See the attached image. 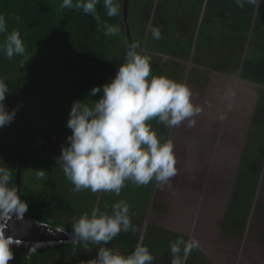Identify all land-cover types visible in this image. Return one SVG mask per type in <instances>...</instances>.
<instances>
[{
	"label": "rangeland",
	"instance_id": "1",
	"mask_svg": "<svg viewBox=\"0 0 264 264\" xmlns=\"http://www.w3.org/2000/svg\"><path fill=\"white\" fill-rule=\"evenodd\" d=\"M158 1L159 0H153V3L155 2L153 7L157 5ZM120 2L123 5V0H120ZM148 4L150 3L130 0L128 22L132 31V42L139 41L141 44L140 50L151 57L153 74H163L169 78L188 83L191 79L190 75L193 73L192 71L200 68L201 75L205 78L206 87H208L207 84L210 82L217 83V81L220 82L223 80L222 76L234 80L231 82L230 88L227 87V91L232 90L235 93V96L231 100L232 106L237 102V98H246L249 93V88L246 86H239L236 81L239 77V57H235L234 59L232 55V59H222V67L218 63L219 61L216 56L221 48L220 44L222 38H226L230 41L232 37H234L230 34L231 29L235 27L234 25L216 20L207 21L206 17L201 15L190 16L184 33L185 45L180 59L182 67L179 73L173 74L171 69L175 63L167 59V57L160 55V53L163 51L179 52L178 40L166 38V36L170 37L175 34V26L173 25V31L168 27V24L166 25V29L161 26L162 30H164L163 34H161V38L158 40L154 39L150 33L145 36L149 22L147 23L140 10H146L147 8L145 7ZM162 5H167V2L162 3ZM207 22L210 23L207 24ZM237 28H239L241 32L239 36V44L244 45L245 43L247 46L246 50L244 48L243 52L245 51L246 54H251L264 51V38L262 35L259 36L261 32L254 33V29L251 30V28ZM123 32L124 27L123 31L120 29V33L110 45L111 52L108 56V69L105 70L108 71V82L114 77L116 69L112 68L109 62L115 56L119 58L124 46L123 42L125 40V35ZM174 44L175 47L173 46ZM256 45H258V48H255ZM233 49L239 51V48L234 47V45ZM47 56H49V53L40 49L29 52V57L31 58L22 66L20 65L21 68L17 71L8 72L7 67L0 64V80H4L9 87V93H6V99L4 101L5 107L8 111H11L13 108L16 109V115L12 123L0 128V141L7 144L10 151L15 154L29 150L38 144L46 142L60 150L63 145L67 144V137L71 134V130L67 128L66 124L72 103L76 101L75 96L78 91L77 88L79 82L80 80L89 78L91 76V71L93 70L90 63L78 58L70 60L66 57V64H63L62 62H56ZM226 57H229V53H227ZM228 61L229 64L235 62L237 64V69L234 67H225L224 63H227ZM196 73L199 76V73ZM21 82H23V84H21ZM20 85L29 88V93L24 96V100L27 103H17L12 99L11 95L13 88ZM213 87L216 92H220L223 85H214ZM208 93L211 96L213 95L212 91H208ZM98 98H95L94 100ZM92 101L93 100L89 102ZM225 103L226 104L216 103L214 106L211 100H208L205 113L209 112V114H204L203 110L201 116L204 118V124L200 128L198 127V120L196 121V125L192 128L187 127L185 124L181 127L173 128V132L183 130L180 132L184 133L182 141H184L183 144L185 149L180 150L178 148L179 145L177 144H175L174 147V151L179 155L177 158H181V156L184 155L187 160H189L186 165H181V167H185L181 168V173L179 172L182 176H176L180 183L182 181H190L185 185L187 191L191 190L192 186L195 189H198L199 193H197L195 197L196 201L194 204L199 201L202 190L205 192L204 199L206 200L208 198L209 186L211 183H214V179L217 180L218 178L215 173H209L205 176L206 182L208 183L207 188L203 189L199 187L201 180H195L194 175L197 176L202 174L199 177L203 176V173L199 169L201 165H194L190 160V157H193L194 154L193 150L200 153L202 149H204L203 145L206 144L205 141H207L208 146H212L214 142L213 135L218 137L221 134V131L218 132V128L213 129L215 128L214 126L218 125L220 122L223 126V130L229 131L230 129L235 136L238 135L237 137L248 135L247 140L253 138L256 131L257 134L261 132L260 129L262 125L259 126V123L255 122L257 125L256 129L254 122L252 124L244 123L242 115L239 113L237 114L236 119H233L227 115V111L226 119L223 121L220 120L219 117L221 113L228 105V102ZM260 112V107H258L256 109V114L261 115ZM160 127L165 133L170 131V128H166L162 124ZM206 129L211 132H208ZM160 137L162 139H167V136L163 134ZM205 137L208 139L204 140ZM253 147L255 149L257 147L256 144H253ZM185 152H190L189 157L186 156ZM197 153L194 154V158L198 157ZM58 157V154L46 149H39L28 155L22 166V180L19 193L21 196L25 197V200L28 197L32 201L36 212L43 211L49 215L51 219V225L49 226L52 228L60 227L61 229L66 230L65 227H68V225L72 226L74 219L79 218V216L84 213L90 215L92 208L96 206H99L101 211L111 213L112 205L119 200H124L130 206V216L132 224L136 227V230H143L146 232V235L143 234L141 239L139 236L136 238L137 242H140L141 240L140 243H143L146 241V238L149 239L151 237L153 241L157 240V238L167 237L169 231H162L159 233L157 230V225L159 224L156 225V228L155 224L163 219V215L169 216L170 214H173L176 217L177 215L185 213V216L186 214L191 216L193 222L198 224L197 226H194L196 233L202 231L203 227H205V244L213 243V246L217 245L219 260L225 261L227 264H253L255 261V264H257L264 260V194L260 197V203L258 204V207L263 209V213L257 216L255 222V231H257L252 237V235H250V223L252 222V220H250V209L241 210L238 202L239 195L237 197H232L230 194V196L224 198L222 200V207L219 203H213V206H194L193 204L190 208L191 212L187 213V205L185 202L180 207L176 206L177 209L171 208L169 205H166L165 207L163 206L162 209L160 204L157 203V200L159 199L158 196H160L161 199L166 200V203L168 204L171 201V199H169L170 196L172 199L175 197L181 201L183 195L180 196L178 189L174 188L176 185V177L172 179L171 188H167V191H159L161 188L158 187L159 189H157V185L153 181L149 185L143 187H137L131 182H128L127 186L121 191L119 196L111 193L93 194L89 190L74 192L72 191L73 185L66 179L61 165L56 163ZM215 157L216 155L213 156V161ZM211 165L212 164H210L209 167L218 170L221 175L229 174L231 171L227 159L222 160V162L213 167ZM0 166L7 167L12 172L15 171L12 158L1 146ZM187 169H189V174L186 173ZM38 171L44 172V179L36 178V173ZM11 183L14 186L15 179ZM180 189H182V187ZM163 190L165 189L163 188ZM242 192L248 193L249 188H243ZM244 196L246 195L244 194ZM234 200L237 201L235 202ZM245 206L246 205L242 208ZM216 207L219 208V212ZM234 207L239 208L240 214L231 215L230 208L232 209ZM31 213L32 212L30 211V214ZM140 215L141 221L150 218L148 228H146V225L139 220ZM54 218L59 221L58 226L53 224ZM241 218L242 220L240 221ZM166 222V226L169 227L171 222H168L167 220ZM5 225L6 221L0 220V228L2 226L4 228ZM231 226H234V229H232ZM235 228L237 229L235 230ZM121 233L125 234L127 232ZM183 238L186 240L185 237ZM217 240L218 243H216ZM43 241L44 240L38 242ZM49 241L52 243L48 247L58 245L55 241ZM253 242H255V245ZM22 244L29 245L28 243ZM31 246L32 245L30 244V248ZM119 246L125 249L122 245ZM251 249H254V251H251ZM203 250L209 254L208 247L204 246ZM191 256H194L196 259H201L202 249L194 250L191 253ZM239 260L241 261L239 262Z\"/></svg>",
	"mask_w": 264,
	"mask_h": 264
},
{
	"label": "clouds",
	"instance_id": "2",
	"mask_svg": "<svg viewBox=\"0 0 264 264\" xmlns=\"http://www.w3.org/2000/svg\"><path fill=\"white\" fill-rule=\"evenodd\" d=\"M260 0H235L243 9L245 4L259 7ZM101 0H62L61 9L82 10L101 24L97 10ZM103 8L109 18L120 15L117 0H103ZM104 34L116 36L120 28L107 21L102 23ZM154 39L161 38L159 27L149 28ZM0 33L5 37L0 50L7 59L15 56L23 57L21 66L31 57L26 55L24 41L18 29L8 30L6 18L0 14ZM139 41L126 42L123 61L114 77L103 84L94 86L89 97L102 93L92 102L76 100L72 103L67 128L71 134L67 144L61 147L56 161L62 167L66 179L73 185L72 191L89 190L93 194L111 193L119 196L128 182L137 187L147 186L153 181L158 187L171 188V181L177 175V161L174 143L162 139L152 127L156 121L166 128L179 127L185 124L192 128L196 125V117L202 114L203 108L193 100V92L187 83L169 78L163 74H153L151 57L141 50ZM9 93L8 84L0 80V128L10 125L16 115V109L8 111L4 101ZM235 96L228 90L221 97L228 101ZM220 120L226 119L222 112ZM37 179H44V172L36 173ZM12 171L0 166V220L6 225L0 228V264H9L14 259L12 247L27 246L30 252H36L51 245V241L27 242L6 235L9 222L33 218L30 216L29 203L20 197L19 189L12 185ZM35 219V218H34ZM38 222V221H37ZM46 226L48 235H55L57 228ZM52 228L55 233H49ZM61 229V228H60ZM136 231L130 216V206L124 200L112 205L111 213L101 211L99 206L92 208L90 215L84 213L72 223L68 239L74 245H97L96 258L90 264H153L154 256L142 243L135 246L130 254L124 255L108 245L121 232ZM61 231V230H60ZM62 231V232H64ZM61 240V239H59ZM62 244L64 242L58 243ZM64 240V239H62ZM28 243L29 245H23ZM68 243V242H66ZM22 244V245H20ZM119 245V244H118ZM172 255L170 264H186L187 257L194 250L201 248L198 238L192 236L185 240L178 237L169 242Z\"/></svg>",
	"mask_w": 264,
	"mask_h": 264
},
{
	"label": "trees",
	"instance_id": "3",
	"mask_svg": "<svg viewBox=\"0 0 264 264\" xmlns=\"http://www.w3.org/2000/svg\"><path fill=\"white\" fill-rule=\"evenodd\" d=\"M117 2L120 5V15L112 18L107 17L106 11L103 8V0L98 4L97 10L101 18L100 25H98L97 21L91 15L85 14L82 10L61 9L60 4L62 0H0V14L5 16L9 31L13 28L19 30L28 57L29 52L40 49L49 53L47 57L50 59L56 62L60 61L63 64H66V57L70 60L78 58L90 63L93 67L91 76L89 78L84 77V80H80L77 88L78 91L75 96V100L89 102L98 98L101 94L97 93L96 96L89 97L88 94L91 89L94 86L102 87L103 84L108 82V71L105 70L108 69L107 62L111 52L110 45L118 36L105 35L102 23L107 21L110 24H115L123 31L124 26L121 21L122 3L120 0H117ZM137 2L150 3L145 7L147 8L146 10L140 11L144 15L143 17L146 19L147 23L150 21L153 14L150 27H159L161 34H163V30L166 29L167 24L172 31L174 29L173 25L175 26V34L170 37L166 36V38L178 40L179 51H181V47L185 40L184 33L188 19L194 14L203 13L207 21L216 20L221 22H232L245 28L253 26L258 32L264 33V0H260L258 8L250 4H245L243 9L236 5L235 0H159L155 8L153 7L155 3H153V0H137ZM165 2H167V5H162V3ZM207 23L209 24L210 22ZM161 26L164 27L163 30ZM123 33L125 35V32ZM149 33L151 35L150 31ZM5 35V33H0V45H2ZM123 44H125V40ZM173 46L175 47V44ZM239 59H242L241 55H239ZM244 59L240 78L245 82L253 83L255 87L251 86L246 98H237V102H235L231 109L227 110L228 107H226L223 112L227 113L228 111L227 115L233 119H236L239 113L242 115L244 123H246L247 120L250 119L253 109L252 104H254V101L250 98L251 91L258 97H264V53L248 55ZM22 60L23 57L21 56H15L13 59L9 60L5 57L4 52L0 50V64L6 66L8 72L20 69ZM117 61L118 58L116 56L111 59L109 64L112 68H116ZM196 71L200 73L199 79L197 77L198 74L196 75V73H194ZM196 71H193L190 75L192 82L190 80L187 84L193 92V100H196L194 102L202 106L204 114H209V112L205 113L207 101L211 100L214 106L216 103L226 104L225 102L228 101H222L221 97L227 91V87L230 88L231 82L227 77L222 76L223 80L220 82L217 81V83L210 82L207 84L208 87H206L205 78L201 75V70L198 69ZM21 84H23V82H21ZM214 85H223V88L220 92H216L213 87ZM239 86L248 87L250 85L240 82ZM208 91H212L213 95L211 96ZM28 93L29 88L20 85L13 88L11 96L17 103L26 102L24 96ZM196 120H198V127L200 128L204 124V118H202L200 114L197 116ZM182 125H180V127ZM160 126L161 124L156 121L152 122V127L157 134L161 132V135H168L169 138L170 132H163ZM214 127L213 129L218 128V132H223V136L220 138L221 144L219 145L216 143L218 138L213 139L214 142L212 146H208L207 141H205L206 144L203 145L204 150L197 153L198 157H190L192 164L194 163V165L197 166L201 165L199 169L203 173L202 177H199L202 174L197 176L194 175L195 180L204 179L206 170L208 171L211 163L216 165L219 164L222 159H233L235 158V154L239 156L238 152L240 146L234 139L230 138L233 132L230 129L229 131L223 130V126L220 122ZM180 131L175 132V136L172 137L171 140L174 143V147L175 144H177L179 145L178 148L183 150L185 149L183 144L184 141H182L184 133ZM207 139V137L204 138V140ZM214 151L216 152V157L213 161ZM185 153L186 156L189 157L190 152ZM178 156L179 155L175 152L177 164L180 166L183 164L186 165L189 161L184 155H182L181 158H177ZM12 162L15 170L12 172L13 181L16 176L18 162L13 159ZM204 165L206 170H204ZM218 173L219 172H217V174ZM263 194L264 193H262V195ZM20 197L25 199L21 194ZM26 200L29 203V210L32 212L30 216L35 218L38 222L51 225L49 215L43 211L36 212L32 201L28 197ZM258 204L259 202H257V209L250 223V235H252V237L257 231H255L257 216L263 213V209L258 207ZM258 210L260 211L257 212ZM53 224L58 226L59 221L54 218ZM65 228L66 231L71 234L72 226L68 225V227ZM125 238L128 240L130 239V243L126 242ZM113 241L126 247L125 249L127 251H133L138 244L137 240L130 238V235H124V238L121 240L115 238ZM144 243L145 241L143 244ZM98 247L97 245H89V247L85 249L82 244L74 245L73 243H62L53 247L40 249L36 252H30V248L27 246L12 247L14 259H12L9 264H90V261L97 256ZM153 264L156 263L153 261Z\"/></svg>",
	"mask_w": 264,
	"mask_h": 264
},
{
	"label": "crops",
	"instance_id": "4",
	"mask_svg": "<svg viewBox=\"0 0 264 264\" xmlns=\"http://www.w3.org/2000/svg\"><path fill=\"white\" fill-rule=\"evenodd\" d=\"M155 7L156 6H154V8ZM194 15L204 16L203 13L194 14ZM152 16H153V14H152ZM152 16L150 18V21H149L147 29H146V32H147V30H148V32H147V34H145V36H147L149 33V28L151 25ZM227 23H230V24L235 26L234 28H232L233 30L231 29V31H230V34L233 35L234 37H232V39L230 41L227 40L226 38H222L221 44H220L221 48L219 49V53H218V55L215 53L217 56V60L219 61L218 63L223 67V63L221 62L222 59H225V60L226 59H232V55H233V58L235 59V57H239V55H241L242 59H240V61L238 63V66L240 67L239 77L236 79V81H237L238 85L240 82L247 83V85H250V86H248V88L250 89L251 86L255 87V85L253 83L251 84V83L245 82L244 80H242L240 78L241 70L243 67V62L245 60L244 58H246V56H248V55L258 54V53L246 54L245 51L243 52L244 48L246 50L247 46L245 45V43H244V45L239 44V41H240L239 36H240L241 32H240L239 28H237V27H242V26H239V25L232 23V22H227ZM249 28H251V30L254 29L253 26H251ZM254 33H258V31L254 29ZM261 35L264 38V34L260 33L259 36H261ZM233 45L236 48L238 47L239 51L237 49H233ZM255 48H258V45H256ZM227 53H229V57H226ZM260 53H264V51L260 52ZM178 54L179 53H176L174 51L161 52L160 53V55L167 57V59H169L170 61H172L174 63H175V61L172 60L171 57L177 56ZM234 59H233V61H234ZM224 66L227 68H233L234 67L235 69H237V64L235 62H233L232 64L231 63L229 64V61L227 63L225 62ZM181 67H182V64L180 65V69L177 71V65L174 64V66L171 69V72L173 74L179 73L181 70ZM198 69L200 70V68H198ZM193 71H196V70H193ZM196 72H194V73H196ZM196 75H197V73H196ZM199 76H200V73H199ZM199 76H197L198 79H199ZM190 80L192 82V79H190ZM233 81L234 80L230 79V82H233ZM250 98L254 101V104H252V106H253L252 113L250 115L249 121H247L246 124H252L254 122V125H256L255 122L259 123V126L262 125L261 129H260L261 132L259 134H257V131H256V134L254 135V137L251 139H248V140H247L248 135H243L242 137H237L234 134H232L230 136V138L234 139L236 141V143L240 146L239 152H238L239 156L237 154H235V158L228 159L229 167L231 168L230 173L224 174V175H221V173L217 174L218 170L212 169L210 167L208 168V171H207L205 168V165H204L203 166L204 170H206L205 176H207L209 173H215V175L218 178H217V180L214 179L213 180L214 183H211V185L209 186L208 198L206 200L204 199L205 192H204V190H202L201 191V197H200L199 201L196 204H194L196 201L195 197H196L197 193H199V191H198V189H195L193 186H192L191 190H189V191L186 190L185 185H186V183L190 182L189 180L182 181L180 183L177 176L181 175L180 174L181 168H185V167H181L180 165L176 164L178 171H177V176H175L176 177V185L174 188L178 189L180 196H182V195L183 196L181 198V201H179L175 197L172 199V197L170 196L169 199H171V201L169 202V204L166 203V200L161 199L160 196H158L159 199L157 200V203L160 204V207L162 209H163V206L165 207L166 205H169L171 208L177 209V207L182 206V204L184 202L187 205V208H186L187 213L191 212L190 208H191V206H193V204H194V206L195 205H212L213 206V203H219V205H221V207H222V205H223L222 200L224 198H227L231 194L232 197H237L239 195L238 196L239 207L241 208L242 211H243V209H246V210L250 209V213H251L250 220L253 219L255 210L257 209L256 208L257 202H259L260 197H262V193H264V99H263L264 97H258L251 91ZM258 107H260L261 115L256 114V109ZM254 118H256V119H254ZM256 129H257V125H256ZM222 136H223V132H221V134L218 137L220 138ZM218 137L213 136L214 139H217ZM253 144H256L257 149L256 148L254 149ZM202 150H204V149H202ZM221 150H224V149H221ZM214 153H216V152L214 151ZM194 154H193V157H195ZM214 155H216V154H214ZM222 160H221V162H222ZM211 166L213 167L215 165L212 164ZM186 173L189 174V169L186 170ZM207 186H208V183L206 182V179L204 177V179H202L200 181L199 187L206 189ZM181 187H182V189H180ZM156 188L159 189L158 186ZM167 188H169V187H164L165 190L160 189L159 191H167L168 190ZM243 188H249V192L248 193L242 192ZM149 189H152V188H149ZM244 194L246 196H244ZM234 201L236 202L237 200H234ZM244 205H246V206L244 208H242ZM216 208L218 209V212H219V208L218 207H216ZM230 211H231L232 216H233V214H236V215L240 214L239 208H237V207H234L232 209L230 208ZM259 211L260 210H258L257 212H259ZM139 220L141 221V215L139 216ZM149 220H150V218H146V219L141 221L142 223H144L146 225V228L149 227V225H148ZM166 220L168 222H171L169 227L166 226V223H167ZM241 220H242V218L240 219V221ZM157 224H159V225H157ZM156 225H157V230L159 233H161L162 231H169V233H168L167 237L157 238V240H154V241L152 240V237L149 239H147L145 237L146 241H145L144 245L149 248L150 252L154 256V263H156V264H170L171 259H172V255H171L170 248H169V242L175 240L179 236L185 237L186 240L189 237L194 236L202 242V243L200 242L201 243V249H202V256H201V259H196L194 256L190 255L187 257L186 264H227V262L221 261L218 259L219 254L217 251V245L213 246V243L207 244V245L205 244V227H203L202 231H199L198 233H196L194 226H197L198 224L193 222V219L191 216H188L187 214L185 216V213L182 215H177L176 217L173 214H170L169 216L163 215V219H161L159 221V223L155 224V228H156ZM231 228L234 229V226H231ZM236 229L237 228H235V230ZM145 233L146 232H144L143 230H140V231L136 230L135 232H132L131 230H129L125 234L120 233L116 237V239L121 240L122 238H124V235L125 236L130 235V238L132 239V237H133L134 240H136V238H138V236L141 239L143 234H145ZM129 240L125 238V241L130 243ZM140 242H141V240H140ZM255 242H256V240H255ZM255 242H253L254 245H255ZM216 243H218V240ZM162 246H164V247H162ZM202 246H203V248H202ZM204 246L209 248V254H207L203 250ZM130 251H132V250H130ZM251 251H254V249H251ZM240 261L241 260H239V262ZM255 262L253 264H255ZM257 264H264V260L258 262Z\"/></svg>",
	"mask_w": 264,
	"mask_h": 264
},
{
	"label": "water",
	"instance_id": "5",
	"mask_svg": "<svg viewBox=\"0 0 264 264\" xmlns=\"http://www.w3.org/2000/svg\"><path fill=\"white\" fill-rule=\"evenodd\" d=\"M129 1L130 0H123V5H122V15H121V21L124 26V32H125V44L121 50L120 56L118 58L117 64H116V70L115 73L120 66L121 62L123 61V57L126 51V42H132V37H131V28L128 22V13H129ZM148 32V30H147ZM146 32V34H147ZM115 75V74H114ZM0 146L4 149V151L11 156V158L15 161L18 162V168L16 169V178H15V184L19 189L20 193V184H21V177H22V166L25 158L36 152L39 149H46L50 152H53L55 154L60 155L61 150L55 148L52 146L50 143H41L36 145L35 147L20 152V153H13L10 151L8 148L7 144L4 142L0 141ZM10 227L6 230V235H13L15 239L27 241V242H37V241H57L59 239H68V234L62 231H56L55 235H48L46 233L47 229L44 224L39 225L36 219L34 218H24L22 220H12L9 222Z\"/></svg>",
	"mask_w": 264,
	"mask_h": 264
},
{
	"label": "flooded vegetation",
	"instance_id": "6",
	"mask_svg": "<svg viewBox=\"0 0 264 264\" xmlns=\"http://www.w3.org/2000/svg\"><path fill=\"white\" fill-rule=\"evenodd\" d=\"M184 45H185V41H184V43H183V45H182V47H181V51H179V54H178V56H172L171 58H172V60H174L175 61V64L177 65V71L180 69V65L182 64L181 62H180V59H181V55H182V53H183V49H184ZM197 121V120H196ZM164 126V125H163ZM174 130H173V128H170V131H168V132H170V135H171V137H169L170 139L172 138V137H174L175 136V132H173ZM158 135L159 136H161V132L160 133H158ZM168 138V135H167V139H169ZM221 138V137H220ZM219 137H218V140H217V144H221V139H220ZM191 151H192V149H191ZM194 151V153H197V151L196 150H193Z\"/></svg>",
	"mask_w": 264,
	"mask_h": 264
},
{
	"label": "built area",
	"instance_id": "7",
	"mask_svg": "<svg viewBox=\"0 0 264 264\" xmlns=\"http://www.w3.org/2000/svg\"><path fill=\"white\" fill-rule=\"evenodd\" d=\"M49 231V233H55V231L52 229V228H49L48 229ZM57 230H61V231H64L63 229H60V228H57ZM65 232V231H64ZM61 242H64V243H66V242H68V243H71L70 242V239L69 240H59L58 241V243H61ZM105 246H107V247H110V248H112L113 250H115V251H119V252H121L122 254H124V255H127V254H130L131 252L130 251H127L126 249H124V248H122V247H120L118 244H115V243H113V242H109V244L108 245H105Z\"/></svg>",
	"mask_w": 264,
	"mask_h": 264
}]
</instances>
